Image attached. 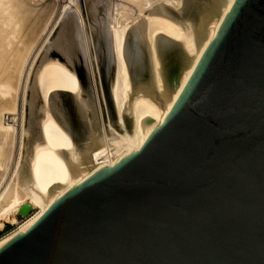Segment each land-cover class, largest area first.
I'll return each mask as SVG.
<instances>
[{"label":"water","instance_id":"obj_1","mask_svg":"<svg viewBox=\"0 0 264 264\" xmlns=\"http://www.w3.org/2000/svg\"><path fill=\"white\" fill-rule=\"evenodd\" d=\"M0 264H264V0H234L138 150L1 242Z\"/></svg>","mask_w":264,"mask_h":264},{"label":"bare ground","instance_id":"obj_2","mask_svg":"<svg viewBox=\"0 0 264 264\" xmlns=\"http://www.w3.org/2000/svg\"><path fill=\"white\" fill-rule=\"evenodd\" d=\"M233 2L212 0L204 11L194 0H0V221L19 226L0 243L70 188L138 150ZM179 51L187 66L169 87L164 67ZM101 55L115 131L101 115ZM65 94L75 119L59 104ZM24 205L34 211L18 223Z\"/></svg>","mask_w":264,"mask_h":264},{"label":"rangeland","instance_id":"obj_3","mask_svg":"<svg viewBox=\"0 0 264 264\" xmlns=\"http://www.w3.org/2000/svg\"><path fill=\"white\" fill-rule=\"evenodd\" d=\"M61 3H64V0H59ZM63 1V2H62ZM82 1V0H81ZM211 1L212 0H194L195 6L197 5V7H199V9L204 10V11H209V7L211 6ZM207 2V3H206ZM58 7V4H56ZM80 8H81V13H83V21L86 24V26H88L89 24L92 23L91 18L87 17V6L84 2L80 3ZM181 13V12H179ZM178 13V15H179ZM85 14V15H84ZM91 37L93 38L94 42L96 43V34L94 32H92ZM102 56V55H101ZM186 58V59H185ZM98 65L99 67H97V76L99 77L100 81H101V85H102V89H100L101 92V96L104 97L101 100V105H102V120L103 123L105 124V128L110 131L114 130L116 128V116H114L112 114V109L110 106V102L108 101V96H107V88H108V81H109V72L107 70V64L104 62L103 60V56H102V60L98 58ZM148 67V63L145 64ZM187 66V57L185 56V54H183V51H179L174 57H172L170 59L169 62H166V65L164 67V80L167 84V86L172 87L173 82L182 74V72L185 70V67ZM80 71H81V75L84 78V73L81 70L80 67ZM106 72V73H105ZM107 75V76H106ZM107 79V80H106ZM103 93V95H102ZM59 104H61L63 106V109L67 112V114H71L72 118L75 119V113H74V108L71 105V101L69 99V97H67L66 95H62L59 98ZM33 210H31V212H33ZM16 219L18 221V223H21L22 221H24V218H22L19 214L16 215ZM22 220V221H21ZM4 226L3 232H9V231H14V230H18L19 226L16 224H11L6 222L5 220H1L0 221V228H2ZM11 232V233H12Z\"/></svg>","mask_w":264,"mask_h":264},{"label":"built area","instance_id":"obj_4","mask_svg":"<svg viewBox=\"0 0 264 264\" xmlns=\"http://www.w3.org/2000/svg\"><path fill=\"white\" fill-rule=\"evenodd\" d=\"M3 229H4V226L2 228H0V239L12 232V231H9V232L4 233Z\"/></svg>","mask_w":264,"mask_h":264}]
</instances>
